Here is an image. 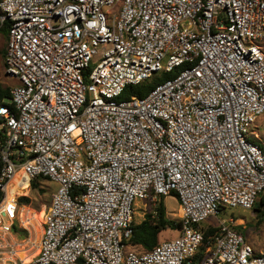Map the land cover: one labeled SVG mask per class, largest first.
Instances as JSON below:
<instances>
[{"label": "built area", "instance_id": "built-area-1", "mask_svg": "<svg viewBox=\"0 0 264 264\" xmlns=\"http://www.w3.org/2000/svg\"><path fill=\"white\" fill-rule=\"evenodd\" d=\"M5 23L0 55L18 83L13 107L0 104L2 264H264L234 217L193 260L203 221L264 197V141L247 137L264 113V0H0ZM17 173L26 191L57 185L29 259L11 235L34 225L28 193H10ZM171 194L178 235L126 250L135 200L152 202L143 220Z\"/></svg>", "mask_w": 264, "mask_h": 264}, {"label": "rangeland", "instance_id": "rangeland-1", "mask_svg": "<svg viewBox=\"0 0 264 264\" xmlns=\"http://www.w3.org/2000/svg\"><path fill=\"white\" fill-rule=\"evenodd\" d=\"M1 45L2 46L5 45V39H2ZM262 46L264 48V42H262ZM163 72L165 71H160L156 73L155 75L147 79V81H150L156 76H160ZM17 83L18 81L15 78L9 77L5 74L3 56L0 55V84L3 87L11 88L13 85H16ZM4 100H7V99H4ZM263 121H264V113L249 128L247 137L250 141H255V142L264 141V132H262L261 127H260ZM255 134H258L259 138H256L254 136ZM19 180H20L19 173H17V176L14 179L12 186L14 187V190L18 195L24 194L27 192L29 195L28 197L31 198L32 200L31 204L34 205L32 208L33 209L32 214H34L32 222L34 225L33 227L29 226V230L31 231V233H28V232L25 233L21 230H18L15 232L12 231L11 235L16 236L18 238L21 244L19 248H21V250L23 249L22 251H17L15 254L18 255L19 257H24L26 254L27 259H29L31 255H34L37 252L35 244L38 242V239L40 236L39 225L41 223V215L43 213L45 206L49 204L50 199H51V194L56 189L57 185L55 182L47 178L39 177L37 180L39 185L33 189L31 186H29L28 191H26L24 189L25 186H23L22 188H18L17 184ZM40 189H43V192H41ZM30 192L32 193V196ZM161 198H162V203L165 208L166 215L170 219L178 221L179 203L177 201L176 196L171 194L169 196H165ZM150 206H152V202L150 200H135L134 202L135 212L133 215L134 221L137 222L141 220L140 213H143L144 210H148ZM25 209L28 212V209L30 208H25ZM255 214L256 212L253 208L244 209L241 207H225L221 209V213L218 217H213V216L208 217L205 221H203L202 224L204 225L218 224L219 223L218 219L220 217L233 216L235 219L242 218L244 221V224H243L244 228L241 232L242 235L244 236L246 241L250 243L256 251H259L260 249L264 247V218L262 219V222L259 223L256 220ZM25 215L26 213H24V216ZM178 233H179L178 228H175V229L167 228L160 233L159 241L174 238L175 236L178 235ZM27 237L30 238V242L26 244ZM8 239L10 240L9 236H8ZM32 243L34 244L32 245ZM125 249L130 251L132 247L130 245H127ZM135 250H138V248L137 249L135 248ZM6 256L5 254H0L1 258H4ZM0 264H2V260H0Z\"/></svg>", "mask_w": 264, "mask_h": 264}, {"label": "trees", "instance_id": "trees-1", "mask_svg": "<svg viewBox=\"0 0 264 264\" xmlns=\"http://www.w3.org/2000/svg\"><path fill=\"white\" fill-rule=\"evenodd\" d=\"M8 28L7 23H5L2 27H0V33H6V30ZM3 52V51H1ZM179 70L176 68L173 71L170 72H163L160 76H156L150 81H144L137 85H129L124 89V92L121 95V99H127L132 95H135L137 97H145L151 90L155 88L156 85L159 83L164 82L165 80L172 78L178 74ZM7 99V100H4ZM0 104H6L13 107L11 103V95H10V88L9 87H3L0 84ZM5 140V134H3L0 131V145L4 143ZM39 178V177H38ZM38 178L33 180L30 184V186L33 188H36L38 184ZM41 192H43V189H40ZM13 193V195L16 197L18 194L15 192L14 187H11L10 193ZM31 193V192H30ZM2 193L0 192V199H1ZM32 196V193H31ZM31 198L28 196H22L20 198V203L22 204H31ZM32 205V204H31ZM259 205V206H258ZM34 206V205H33ZM253 209L255 210L256 214V220L257 222L261 223L262 219L264 218V197H261L259 199V202L257 201L255 205L253 206ZM156 214H153L152 212H147L145 215V218L141 220L140 222H135L133 220L132 223V234L131 236L126 239L124 242L127 245L136 246L142 251H148L151 250L153 247H155L159 243V235L160 233L167 229V228H179L180 223L177 220L169 219L166 216L165 208L162 203V198L158 201L156 206ZM239 232H242L243 226L238 225L235 227ZM204 230V242L203 245L200 247L196 255L194 256V262L200 261L203 256L204 252L207 246H209L208 237L215 231L214 226H206L203 227Z\"/></svg>", "mask_w": 264, "mask_h": 264}, {"label": "crops", "instance_id": "crops-1", "mask_svg": "<svg viewBox=\"0 0 264 264\" xmlns=\"http://www.w3.org/2000/svg\"><path fill=\"white\" fill-rule=\"evenodd\" d=\"M29 196V195H28ZM31 205V204H30ZM33 206V205H32ZM26 207H28V206H26ZM28 208H30V207H28ZM30 209H32V208H30ZM33 210V209H32ZM219 216V215H218ZM140 217H141V213H140ZM230 217H233V216H230ZM224 218H228V217H220L218 220H221V219H224ZM137 222H140V220L139 221H137ZM241 222V223H240ZM209 224H211V223H209ZM244 221H243V219L242 218H239V219H236V224L235 225H233V226H238V225H242L243 227H244ZM217 224H211V225H204V224H202V228L203 227H206V226H216ZM40 228V227H39ZM23 232H28V231H23ZM28 238V237H27ZM39 238H40V236H39ZM15 239H17L18 240V238L17 237H15ZM39 240V239H38Z\"/></svg>", "mask_w": 264, "mask_h": 264}, {"label": "bare ground", "instance_id": "bare-ground-1", "mask_svg": "<svg viewBox=\"0 0 264 264\" xmlns=\"http://www.w3.org/2000/svg\"><path fill=\"white\" fill-rule=\"evenodd\" d=\"M16 176H17V174L13 177V179H12V181H11V183H10V187H12V183H13L14 179L16 178ZM10 189H11V188H10Z\"/></svg>", "mask_w": 264, "mask_h": 264}]
</instances>
